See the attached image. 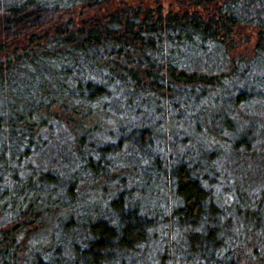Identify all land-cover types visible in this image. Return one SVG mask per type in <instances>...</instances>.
Returning <instances> with one entry per match:
<instances>
[{"label": "trees", "instance_id": "trees-1", "mask_svg": "<svg viewBox=\"0 0 264 264\" xmlns=\"http://www.w3.org/2000/svg\"><path fill=\"white\" fill-rule=\"evenodd\" d=\"M163 1L0 0V264H264V0Z\"/></svg>", "mask_w": 264, "mask_h": 264}, {"label": "rangeland", "instance_id": "rangeland-1", "mask_svg": "<svg viewBox=\"0 0 264 264\" xmlns=\"http://www.w3.org/2000/svg\"><path fill=\"white\" fill-rule=\"evenodd\" d=\"M163 4L165 11L171 9L170 0H164ZM235 37L239 41V46L235 50L234 54L249 55L253 51L257 42L256 32L252 29H245L241 31L240 34H237Z\"/></svg>", "mask_w": 264, "mask_h": 264}]
</instances>
